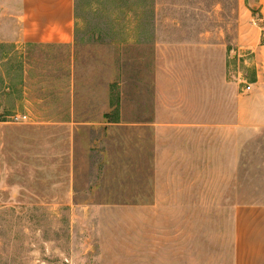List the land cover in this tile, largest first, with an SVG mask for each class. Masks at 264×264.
Listing matches in <instances>:
<instances>
[{
	"label": "rangeland",
	"instance_id": "1",
	"mask_svg": "<svg viewBox=\"0 0 264 264\" xmlns=\"http://www.w3.org/2000/svg\"><path fill=\"white\" fill-rule=\"evenodd\" d=\"M258 2L76 0L38 45L0 0V264L229 259L264 194Z\"/></svg>",
	"mask_w": 264,
	"mask_h": 264
},
{
	"label": "crops",
	"instance_id": "2",
	"mask_svg": "<svg viewBox=\"0 0 264 264\" xmlns=\"http://www.w3.org/2000/svg\"><path fill=\"white\" fill-rule=\"evenodd\" d=\"M258 1L257 17L253 13L248 17L253 23L264 22V0ZM14 3L21 42L46 45L74 41L76 0H14ZM260 40L264 58V27L255 31V41ZM260 123L264 126V116ZM249 204L237 206L233 212L229 259L225 252L223 264H264V194Z\"/></svg>",
	"mask_w": 264,
	"mask_h": 264
},
{
	"label": "built area",
	"instance_id": "3",
	"mask_svg": "<svg viewBox=\"0 0 264 264\" xmlns=\"http://www.w3.org/2000/svg\"><path fill=\"white\" fill-rule=\"evenodd\" d=\"M247 90H248V91H251V90H252V86H248V87H247ZM26 119H27V117H24V120H26Z\"/></svg>",
	"mask_w": 264,
	"mask_h": 264
}]
</instances>
